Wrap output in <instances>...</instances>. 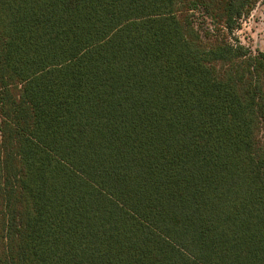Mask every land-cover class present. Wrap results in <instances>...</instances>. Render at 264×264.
<instances>
[{"label": "trees", "instance_id": "1", "mask_svg": "<svg viewBox=\"0 0 264 264\" xmlns=\"http://www.w3.org/2000/svg\"><path fill=\"white\" fill-rule=\"evenodd\" d=\"M260 0H0V264H264Z\"/></svg>", "mask_w": 264, "mask_h": 264}, {"label": "rangeland", "instance_id": "2", "mask_svg": "<svg viewBox=\"0 0 264 264\" xmlns=\"http://www.w3.org/2000/svg\"><path fill=\"white\" fill-rule=\"evenodd\" d=\"M236 35L253 52L264 51V0H260L251 15L243 20Z\"/></svg>", "mask_w": 264, "mask_h": 264}]
</instances>
